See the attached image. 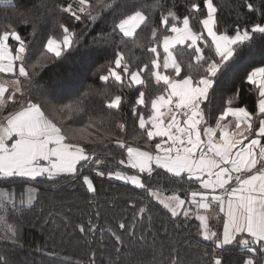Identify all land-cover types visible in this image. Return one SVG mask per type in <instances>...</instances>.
<instances>
[{"label":"snow or ice","instance_id":"obj_1","mask_svg":"<svg viewBox=\"0 0 264 264\" xmlns=\"http://www.w3.org/2000/svg\"><path fill=\"white\" fill-rule=\"evenodd\" d=\"M5 2L12 4L13 0ZM98 7L100 12L116 14L113 17L112 34L118 31L124 38L134 37L137 29L148 24L149 18L145 11L141 8L129 10L124 0H98ZM151 7L155 9L160 5L157 3ZM90 8L89 0H78L75 10L73 4H69L59 8V11L70 13L76 21H80L81 14L91 17ZM247 8L250 12L260 11V17L264 19V0H260L255 9L253 4L247 3ZM190 10L194 13L192 19L202 17L198 20V25L202 26L200 30H194L189 15H184L181 20L171 8L160 20L166 34L160 38L158 30L152 29V37L157 43L147 49L152 54L150 74L162 91L151 99L147 118L136 108L139 105L148 106L144 91L139 92L136 106L132 109L133 115H139V129L146 133L145 150L127 144L123 138H117L115 143L119 148L126 149V157L120 159L118 164L133 172L129 174L126 170H109L107 177L143 190L145 200L157 202L170 213L169 222L162 224L165 233L170 231L169 225L173 220L178 221L181 215L185 221L195 217L199 221V233L205 241L213 244L211 252L203 253L209 257L207 264H223L217 258L220 255L217 250L234 244L242 246L248 255L238 264H264V66L252 67L246 73L247 82L255 86V91L259 93L255 117L246 107L234 106L235 97H230L226 104H222L215 117L211 115L210 107L220 73L235 60L239 50L251 46L257 40L264 41V23L254 22L250 27H240L237 23L234 31L230 32L227 27L220 29L213 0H203V8L192 2ZM52 23L53 27L62 30V38L49 35L43 49L55 58L59 68L71 52L77 51L73 47L76 33L59 18H55ZM10 40L14 42L11 45ZM102 40L94 37L93 44L85 47L104 53L107 49ZM188 41L187 48L195 52V64H188L185 74L174 50L177 45H185ZM198 42L207 48V56L197 46ZM161 47L162 67L168 70V74L159 70ZM31 54L30 43L15 27L8 25L0 31V73L12 74L14 77L0 81V224L6 233L0 236V264H13L7 256V249L23 247L25 229L37 226L33 217L42 221L39 225L42 230L50 220L57 227L71 225L70 217L61 216L57 221L53 214H43L47 197L41 191V184L54 188L61 182L82 177L87 193L95 194L93 179L85 175V171H95L96 176H105L104 171L98 170L102 167V159L96 154V149L72 143L63 127L50 118L40 103L33 102L31 98L26 99L33 90H38L45 101L51 103L65 88L75 84V77L71 73L65 75L61 72H56L41 84L43 74L37 70L43 69L45 65L39 62L30 64L29 72L26 62ZM110 63L114 67L109 66L107 74L99 76L101 82L111 79L116 85L123 86L127 77L129 86L145 83L142 74L149 70L148 63L133 70L121 51L115 52L114 60ZM37 76L40 79H34ZM21 78L27 81L26 85ZM121 100V95L107 100V109L119 108ZM9 102L14 110L3 115L2 110ZM83 110V100H80L75 107L69 105L59 108L55 115L61 116L65 112L77 114ZM230 117L234 119L228 120ZM213 118L214 127L211 125ZM233 124L234 131L230 132L229 128ZM119 129L123 131L125 125L119 124ZM134 139L138 141L140 137ZM104 142L105 139L98 141L100 144ZM157 178L177 181L180 187L173 194L165 195L160 188L149 183ZM195 184L199 185V189H189L188 198L182 199L177 194L183 185ZM17 189L19 196L16 195ZM136 206V203L132 204L134 209ZM152 211L151 204L144 203L132 216L130 224L121 221L118 229H100L101 241L105 233H110L111 238H114L115 244L111 247L115 256L108 255L106 260H101L93 253L89 264H158L157 252H162L165 247H170L171 252L160 264H169V261L171 264H182L179 251L170 243L159 244L158 249L157 237L161 229L155 227L153 216L148 215L147 227L143 219H138ZM220 213L223 214L222 234L213 231L210 226V220L219 219ZM9 220L13 223H8ZM76 227L80 233L85 236L91 234L93 240L96 239L97 226L91 220L87 225L80 223ZM122 249L127 250L126 255L122 254ZM145 249L151 250V261L140 255ZM53 264L60 262L54 260ZM194 264H199V261Z\"/></svg>","mask_w":264,"mask_h":264},{"label":"trees","instance_id":"obj_2","mask_svg":"<svg viewBox=\"0 0 264 264\" xmlns=\"http://www.w3.org/2000/svg\"><path fill=\"white\" fill-rule=\"evenodd\" d=\"M71 0H13L8 4L5 0H0V31L5 26L12 25L19 34L29 42L32 48V54L26 62L29 72L30 64L41 63L45 65L43 69H38L43 74V84L56 72L67 75L71 73L75 77L74 86L65 88L56 99L47 103L45 98L38 90H33L30 97L33 102L40 103L50 118L54 119L58 126L63 127L64 133L71 139L72 143H78L88 149H96V154L102 159V167L98 170L104 171L105 176L95 175V171H85L93 179L95 194L87 193L86 186L82 184V177L76 180L61 182L56 187H50L41 184L40 188L47 197L43 205V214L47 216L53 214L57 221L61 216L70 217V226L57 227L51 220L42 230L39 225L42 222L33 217L36 227L25 229L23 233V247L7 249V256L13 264H53V261L60 264H89L93 258V253L101 260H106L108 255L115 256V251L111 247L115 244L114 238L110 233H105L103 240H100V229L112 227L118 229L121 221L130 224L132 216L138 211L144 203H150L153 211L145 214L143 217L144 226L147 227V217L152 215L155 221V227L161 229L158 233L159 244H171L180 253L179 258L182 264H207L208 256L204 252H211L213 244L211 241H205L199 234V221L195 217H190L187 221L183 215L180 219L173 220L169 225L170 231L165 233L162 230V224L168 223L170 213L162 208L155 201L145 200V193L131 184H125L122 181L109 179L107 172L109 170H126L132 174L133 170L124 169L119 166L118 161L126 157V149H121L115 143L117 138H123L131 146L145 148L146 133L139 129V115H133L132 109L135 100L140 91L146 93L148 106H136L139 113L147 118L150 115V101L162 91L150 74V60L152 54L147 51L149 47L157 43L152 37V29L158 30V37L162 38L164 26L160 23L161 16L166 15L171 8L182 20L184 15L190 16V22L194 30H200L198 20L202 17L197 16L192 19L194 13L190 10L192 2L198 3L203 8V0H124L129 10L141 8L148 15V24L137 29L134 37L124 38L118 31L112 34L113 17L115 13L108 11L100 12L98 0H89L92 13L91 17L81 14V20L76 21L70 13H62L59 8L69 5ZM110 2V0H107ZM159 4L160 7L153 9L151 6ZM217 7V16L220 20V29L234 31L237 23L240 27L249 26L254 22L264 23L260 17V11H249L247 3H251L254 9L259 6L260 0H213ZM206 14V9H205ZM102 17V18H98ZM59 18L70 30L76 33V40L73 45L77 51L71 52L68 58L59 68L56 66L55 58L47 54L43 49V44L49 35L62 38V30L53 27V20ZM27 20L28 23H24ZM206 36L207 34L204 33ZM103 38V46L107 49L101 53L94 48H86L85 45L93 44V39ZM10 40V45L13 44ZM185 45H177L174 55L180 59L185 74L188 64H195L194 49L187 48ZM210 43V40H209ZM207 56V48L200 42L198 45ZM116 51H121L126 61L133 70H138L145 63L149 64V70L142 74L143 85L129 86L128 78L125 77L123 86L116 85L113 80L101 82L100 75L107 74L109 66L114 60ZM160 51V71L168 74V70L163 69V49ZM264 66V41L257 40L251 46L244 47L236 53L235 60L220 73L215 85L216 92L213 96L211 115L213 117L219 114L221 105L226 104L230 97L234 106L246 107L255 117L257 113V101L259 93L255 91V86L250 85L246 80V73L252 67ZM51 69V71H49ZM119 71V70H118ZM34 79H40L38 76ZM21 80L27 84V81ZM2 81V73H0ZM115 95H121V105L116 109H107L106 101ZM223 98V99H221ZM83 100V111L77 114L65 112L61 116H56L55 111L61 107L73 106L77 101ZM14 110L12 104L2 110L6 115L8 111ZM123 123L125 129H119V124ZM211 125L215 126L214 118ZM74 137V139H73ZM83 137V138H81ZM140 137L137 141L134 138ZM254 137V136H253ZM252 137V138H253ZM100 139H105L103 144L98 143ZM106 158V159H105ZM95 167V166H93ZM151 186L158 187L165 195H171L180 187L179 182L157 178L149 182ZM191 190H198L199 185H183L177 193L182 199L190 196ZM19 196V189L16 191ZM50 201V202H49ZM136 203V208L132 204ZM218 211V208H217ZM99 213V215H97ZM40 214V208H37V216ZM220 216V215H219ZM91 220L97 226L95 233L96 239L92 235L85 236L79 232L76 225L83 223L87 225ZM222 215L220 221H216V228L222 225ZM8 223H13L9 220ZM4 226L0 224V236L5 235ZM10 243V242H9ZM39 249L40 251H37ZM223 264H238V261L246 259V250L239 245L225 246L222 250H217ZM171 252L170 247H165L162 252L158 251L156 260L158 264L168 258ZM46 253L53 254L52 256ZM107 254V255H106ZM122 254L126 255L127 250L122 249ZM147 260H152L151 250L145 249L140 253ZM173 255H175L173 253ZM169 264L171 262L169 261Z\"/></svg>","mask_w":264,"mask_h":264},{"label":"rangeland","instance_id":"obj_3","mask_svg":"<svg viewBox=\"0 0 264 264\" xmlns=\"http://www.w3.org/2000/svg\"><path fill=\"white\" fill-rule=\"evenodd\" d=\"M69 4H73L74 10H75V8L78 7V0H71V2ZM17 64H18V62H17ZM17 73H18V68H17ZM13 78L14 77L12 76V74H4V73H2V81H4V80H11ZM9 92H11V88H9ZM7 94L8 93H6V95ZM16 95H17V97H19V93H17ZM9 104H11V102H9ZM193 211H195V208L194 207H193ZM202 214H204V213L202 212ZM219 215L220 216L222 215V217H223V214L222 213H220ZM213 216H215V213H213ZM216 221H220V218L219 219H212V220H210V226L212 227V230L213 231H217L218 233L222 234V231H223V222H222V225H221L220 228H216V226H215ZM200 236L203 238V236L201 234H200ZM247 258H248V256L246 257V259Z\"/></svg>","mask_w":264,"mask_h":264},{"label":"crops","instance_id":"obj_4","mask_svg":"<svg viewBox=\"0 0 264 264\" xmlns=\"http://www.w3.org/2000/svg\"><path fill=\"white\" fill-rule=\"evenodd\" d=\"M234 118H228V120H233ZM229 131L231 132V131H234V124L229 128ZM254 138V137H253ZM217 139H218V134H217ZM245 143H247V141H244ZM133 147H139V146H133ZM139 148H141L142 150H145V148H143V147H139Z\"/></svg>","mask_w":264,"mask_h":264}]
</instances>
